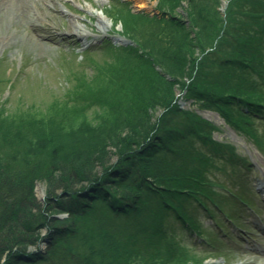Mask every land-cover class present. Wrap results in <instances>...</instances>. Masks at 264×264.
<instances>
[{"label": "trees", "instance_id": "trees-1", "mask_svg": "<svg viewBox=\"0 0 264 264\" xmlns=\"http://www.w3.org/2000/svg\"><path fill=\"white\" fill-rule=\"evenodd\" d=\"M183 1L187 4L185 22L169 18L161 23L156 18L146 26L141 24V30L124 26L127 35L138 39V57L148 55L143 62L157 64L170 78L165 82L155 69L140 68L136 85L126 84L123 95L140 115L145 116L154 99L163 113L152 121L147 117L137 123L140 130L132 133L129 147L120 153L127 156L126 168L130 170L119 173L123 180L114 192L102 188L96 178L84 189L64 190L66 196H72L70 212L80 221L75 228H62L56 234L59 241L46 252L26 251L35 244L36 239L30 237L39 227L35 225L49 222V217L40 209L32 218L25 216L35 201L33 177L41 169L47 171L46 166L29 160L32 165L24 171L12 168L16 158L29 159L28 153L18 154L11 132L0 126V264H183L189 258L188 248L177 239L178 233L202 242L205 232L211 231L221 241L218 234L229 227L233 217L222 206L229 202L220 190L226 187L211 178L209 170L246 164L234 146L213 139L215 124L179 108L174 86L178 84L199 106L216 109L229 126L260 142L253 123L255 119L264 121V0ZM187 24L190 32L184 30ZM118 65L111 67V77L129 70ZM158 81L163 83L164 94L157 98ZM143 88L149 92L142 95ZM151 136V147L142 151ZM196 142L201 147L195 146ZM138 160L143 163L140 167ZM91 188L94 191L88 195ZM93 194L102 197L94 198L90 213L82 212L81 204L86 201L79 198L89 200ZM232 195L244 200L242 193ZM52 196L47 193V199ZM203 211L213 216L218 231L204 226ZM128 213L131 221L124 225ZM86 222L93 224L90 234Z\"/></svg>", "mask_w": 264, "mask_h": 264}, {"label": "rangeland", "instance_id": "rangeland-1", "mask_svg": "<svg viewBox=\"0 0 264 264\" xmlns=\"http://www.w3.org/2000/svg\"><path fill=\"white\" fill-rule=\"evenodd\" d=\"M4 3L7 8L0 7V126L11 132L18 154L28 153L29 159L16 158L12 168L24 171L32 163L46 166L47 171L41 169L33 177L35 201L31 212L25 215L32 218L40 209L49 217V222L35 225L39 227L30 234L36 239L35 244L26 251L46 252L59 241L56 234L62 228H75L80 221L70 212L68 203L72 196H66L64 190L84 189L96 178L102 188L114 192V187L123 180L119 173L130 170L126 168L127 156L120 153L129 145L132 133L140 130L137 123L148 118L152 121L163 113L154 99L152 106L146 107L145 116L140 115L123 95L125 86L136 85L140 68L155 69L164 75L162 80L170 78L157 64L143 62L148 55L138 57L141 51L138 39L127 35L124 26L141 30L156 18L161 23L169 18L185 22L187 4L183 0H53L48 14L36 10V4L30 0ZM17 5L31 11L37 18L36 25L29 24L24 8L17 10ZM98 15L108 23L107 28L99 29ZM72 21L86 29L87 34L75 33ZM184 30L190 32L192 28L187 24ZM14 33L16 42L4 45ZM119 63L129 70L123 75L117 72L120 74L115 75L119 77L117 81L109 71ZM98 65L102 67L99 69ZM162 85L156 82L157 98L164 94ZM174 88L179 108L215 124L213 139L234 146L235 153L246 164L245 167L226 165L223 171L209 170L210 177L226 187L220 190L229 202L222 206L233 221L229 220V227L220 230V241L210 231H218L213 216L203 211L202 222L210 231L205 232V241L178 233L177 239L188 248L189 258L182 263L264 264V121L255 119L253 123L260 140L257 143L244 131L229 126L216 109L199 106L178 84ZM143 89L142 95L149 92ZM18 127L21 132L17 131ZM151 138L144 141L142 151L151 147ZM195 146L201 147L197 142ZM202 149L208 151L205 146ZM142 164L138 160L139 167ZM93 191L89 189L88 195ZM47 193H52L53 198L47 199ZM232 193L239 196L242 193L244 200ZM100 196L93 194L92 200L80 197L86 201L81 204L82 212L92 210L94 198ZM130 214L124 215L127 219L122 224L131 221ZM86 223L84 227L90 234L93 224Z\"/></svg>", "mask_w": 264, "mask_h": 264}, {"label": "bare ground", "instance_id": "bare-ground-1", "mask_svg": "<svg viewBox=\"0 0 264 264\" xmlns=\"http://www.w3.org/2000/svg\"><path fill=\"white\" fill-rule=\"evenodd\" d=\"M30 1L33 2L34 4H36V5L33 4L35 6L36 10H38L39 12L40 11L43 12V10H44L45 12H48V14H49L48 8L51 7V3L53 0H30ZM4 2H6V0H0L1 9L7 8V7H5L6 3H4ZM22 8H24L23 11L26 14V17L28 19L29 24L33 25V26L36 25L37 18H35L34 16H32V14H30V12H31L30 10L25 9L24 6H20V5H17V7H16L17 10L18 9L22 10ZM98 16H99L98 17V23L100 24L99 29L102 30V29L107 28L108 23L104 20V18L102 16H100V15H98ZM72 22L74 23L73 31L75 33H80V35H83V36L87 34L86 29L82 28L81 26H78L75 23V21H72ZM16 40H17L16 33L10 34V36L4 41V45H10L11 43L16 42Z\"/></svg>", "mask_w": 264, "mask_h": 264}]
</instances>
